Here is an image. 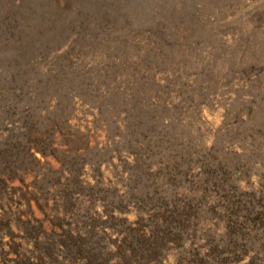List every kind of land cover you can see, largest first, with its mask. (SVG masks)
<instances>
[{
  "label": "rangeland",
  "instance_id": "1",
  "mask_svg": "<svg viewBox=\"0 0 264 264\" xmlns=\"http://www.w3.org/2000/svg\"><path fill=\"white\" fill-rule=\"evenodd\" d=\"M0 264H264V0H0Z\"/></svg>",
  "mask_w": 264,
  "mask_h": 264
}]
</instances>
